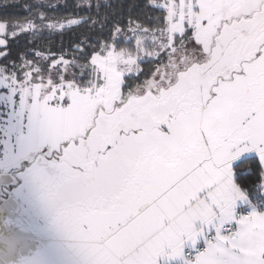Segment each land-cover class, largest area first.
<instances>
[{
	"label": "snow or ice",
	"instance_id": "snow-or-ice-1",
	"mask_svg": "<svg viewBox=\"0 0 264 264\" xmlns=\"http://www.w3.org/2000/svg\"><path fill=\"white\" fill-rule=\"evenodd\" d=\"M0 264H264V0H0Z\"/></svg>",
	"mask_w": 264,
	"mask_h": 264
}]
</instances>
